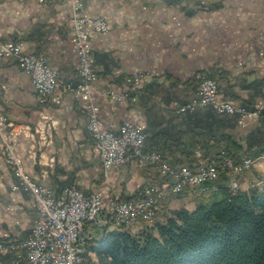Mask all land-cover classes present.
I'll use <instances>...</instances> for the list:
<instances>
[{
    "label": "crops",
    "instance_id": "1",
    "mask_svg": "<svg viewBox=\"0 0 264 264\" xmlns=\"http://www.w3.org/2000/svg\"><path fill=\"white\" fill-rule=\"evenodd\" d=\"M84 3L91 14L109 21V32L93 33L90 44L100 76L93 100L104 124L114 131L126 119L143 124L146 131L163 120L157 128L165 126L172 116L178 120L166 105L188 100L196 86L187 82L211 67L221 73L219 90L228 98L248 108L264 102V0ZM71 13L65 0L45 4L0 0V38L22 42L25 52H43L63 78L77 83L79 60L71 41ZM139 71L144 78L136 102L119 103L103 94L109 86L126 87L128 77ZM0 114L7 115L9 130L17 133L18 155L26 171L56 193L76 186L86 193L106 191L128 198L140 187L166 181L155 167L138 162L105 173L77 102L67 96L58 106L40 104L30 76L17 61L6 58L0 59ZM227 131L246 145L253 132L264 136V118L248 127L236 123ZM168 160L173 162L172 157ZM182 162L187 159L182 157ZM257 163L264 167V160ZM227 180L229 185V176ZM260 180L263 175L252 186H261ZM18 181L0 148V240L28 238L38 216L31 192L15 189ZM163 208L182 207L168 202Z\"/></svg>",
    "mask_w": 264,
    "mask_h": 264
},
{
    "label": "built area",
    "instance_id": "2",
    "mask_svg": "<svg viewBox=\"0 0 264 264\" xmlns=\"http://www.w3.org/2000/svg\"><path fill=\"white\" fill-rule=\"evenodd\" d=\"M45 4L51 0H38ZM71 7V41L79 60L78 82L66 80L60 75L43 52H25L23 43L0 38V59L17 61L30 76L37 100L42 105H61L67 96L78 104L79 112L86 118V127L95 140V147L105 173L120 171L138 162L151 165L166 178L162 184L140 187L128 198L113 197L106 191L86 193L76 186H67L60 193L54 188L34 179L25 169L18 155V138L7 115L0 114V148L7 162L14 167L18 184L15 189L30 191L38 216L34 220L30 236L26 239L0 240V264H86V247L101 229L118 228L121 225L153 227L160 206L185 189L201 187L217 190L222 175L230 177L231 193L237 194L248 174L254 169L258 158L249 161V155L235 161L228 155L215 160L204 157L196 150L194 162L174 164L161 152L147 149L148 133L143 124L126 119L118 131L106 125L100 116V107L93 100L97 82L100 80L90 44L93 33L109 32L105 16L91 14L84 0H65ZM144 74L135 72L127 79V86H114L102 92L115 102H136ZM198 86L186 101L174 100L169 108L177 114L194 113L199 109L212 108L224 115L234 116L239 127H248L264 118V102L256 101L251 108L233 101L220 92L216 78L209 71L196 74ZM264 177V167L262 169ZM259 182H263L260 180ZM257 182V183H259ZM258 185V184H257Z\"/></svg>",
    "mask_w": 264,
    "mask_h": 264
},
{
    "label": "trees",
    "instance_id": "3",
    "mask_svg": "<svg viewBox=\"0 0 264 264\" xmlns=\"http://www.w3.org/2000/svg\"><path fill=\"white\" fill-rule=\"evenodd\" d=\"M206 70L216 79L221 74L215 67L202 71ZM187 83L197 88L196 75ZM169 104L166 109L171 112ZM176 118L170 117L163 127L157 128L164 120L147 129V149L172 157L174 164L184 163L182 157L194 162L197 149L211 160L228 155L240 161L245 154L256 159L264 153L262 134L253 132L244 145L227 131L237 123L234 116L205 108ZM217 185V190L190 188L200 189L194 211L168 209L162 221L139 233L126 225L105 235L97 232L100 238L94 237L86 247L96 260L89 257L86 264H264V180L261 186L234 195L227 175ZM190 189L172 198L184 199Z\"/></svg>",
    "mask_w": 264,
    "mask_h": 264
},
{
    "label": "rangeland",
    "instance_id": "4",
    "mask_svg": "<svg viewBox=\"0 0 264 264\" xmlns=\"http://www.w3.org/2000/svg\"><path fill=\"white\" fill-rule=\"evenodd\" d=\"M195 93V91H194ZM193 93V94H194ZM172 112V111H171ZM174 113V112H172ZM254 159V158H253ZM259 160H264V158H258L257 159V162ZM263 168V165H261L260 163H257L255 166H254V169L251 173L248 174V181L247 182H243L242 183V187L243 189H248V187H253V183H254V179H257V178H260L261 175H262V169ZM264 179V177H263ZM262 182H259L258 185H260ZM200 189H190L188 190V193H186L184 199H181V198H171L168 202H169V205H171L172 207H184V206H188L187 209H189L190 211H194L196 209V204H195V198L196 196L200 193L199 191ZM186 199V200H185ZM191 201V202H189ZM167 202V203H168ZM186 202V203H185ZM189 202V203H188ZM166 203V204H167ZM165 204V203H164ZM164 204L162 206H160L159 210H158V215H157V221H162V215L163 213H165L168 208H163ZM164 209V210H163ZM163 211V212H162ZM127 227H129L133 233H139L141 231H144L146 230L147 228L144 227V226H132V225H126ZM120 227V226H119ZM118 227V228H119ZM113 230V229H111ZM97 233V232H96ZM93 239V238H92ZM96 240L99 239V235L96 234V237H95ZM86 255H87V261H88V258L90 257V259L93 261V260H96V256L93 252H88V249L86 248ZM86 261V263H88Z\"/></svg>",
    "mask_w": 264,
    "mask_h": 264
},
{
    "label": "bare ground",
    "instance_id": "5",
    "mask_svg": "<svg viewBox=\"0 0 264 264\" xmlns=\"http://www.w3.org/2000/svg\"><path fill=\"white\" fill-rule=\"evenodd\" d=\"M249 161H256V159H253L252 157L249 156ZM128 225H132V226L135 227V224H128ZM111 229L114 230L115 228L101 229V230H98L97 232H98L99 234H101V235H105L106 233L113 231V230H111Z\"/></svg>",
    "mask_w": 264,
    "mask_h": 264
}]
</instances>
